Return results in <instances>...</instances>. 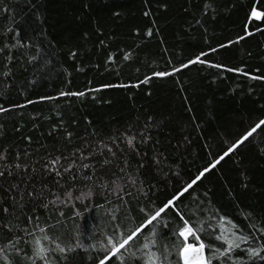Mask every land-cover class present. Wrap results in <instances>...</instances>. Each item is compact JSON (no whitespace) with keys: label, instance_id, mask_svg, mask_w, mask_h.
Returning <instances> with one entry per match:
<instances>
[{"label":"trees","instance_id":"obj_1","mask_svg":"<svg viewBox=\"0 0 264 264\" xmlns=\"http://www.w3.org/2000/svg\"><path fill=\"white\" fill-rule=\"evenodd\" d=\"M5 2L14 11L0 13V29L9 24L18 26L22 43L30 42L12 50L14 59L7 61L11 73L0 76V106L20 104L25 97L35 102L0 113V148L8 145L12 155L16 150L28 149L35 159L56 155L58 149L64 151L67 132L73 134V145H79L85 136L95 142L128 125L135 126L137 132L150 125L146 129L149 142L138 146L141 154L147 153L139 178L144 181V192L126 187L124 191H130L131 196L123 192L101 195L96 189L92 198L74 201V208L64 209L69 219L52 230L62 234L63 242L75 243L76 233L80 232L82 242L90 244L102 238L101 231L119 235L120 230L132 228L143 218L141 205L163 200L206 166L209 158L205 144L213 146L214 155L220 154L226 150V139L234 141L264 116V79L255 78L264 77V24H251L247 29L251 35H245L243 27L252 0H209L211 8L206 12L205 0H32L40 10L39 18L28 0ZM238 35L242 37L239 41ZM228 39L234 43L208 52V48H216ZM201 51L207 53L202 59L228 67L243 66L249 75L194 63L168 77L151 76L172 66L179 68ZM126 52L130 53L127 60ZM109 54L111 61L107 59ZM28 55L36 59L29 61ZM4 56H0V73L5 71ZM101 83L127 87L101 88L85 92L83 97L56 96L60 90L83 91ZM39 95L56 98L37 101ZM149 116L152 121H148ZM26 136L31 139L25 140ZM258 138L264 139V132L238 146L181 200L187 206L186 212L200 206L201 211L193 219H202L207 225L210 214L218 210L217 215L238 225L233 231L254 237L234 250V256L244 258L242 264H264V250L251 259L246 252L247 247L264 243V233L258 231L261 225L256 223H264V155L253 143ZM156 153L163 161L160 170L152 163ZM129 155L135 168L140 158L135 152ZM38 176L49 184L56 179L54 174L51 179L42 173ZM77 185L75 195L86 190V182L77 181ZM192 193L198 199L194 200ZM73 212L80 215L73 216ZM36 215L41 224L52 223L49 216L60 218L57 211L39 207ZM113 215L117 219L113 220ZM211 223L213 228L207 229L202 239L219 246L223 242L215 237L220 228L217 221ZM117 224L120 229L115 227ZM250 224H256V228H250ZM172 226L169 224L165 230L162 222V243ZM97 255L94 249H77L70 256V264H91L89 256ZM124 255L125 264H136L127 252ZM171 259H177L175 254Z\"/></svg>","mask_w":264,"mask_h":264},{"label":"snow or ice","instance_id":"obj_2","mask_svg":"<svg viewBox=\"0 0 264 264\" xmlns=\"http://www.w3.org/2000/svg\"><path fill=\"white\" fill-rule=\"evenodd\" d=\"M28 2L39 18L41 13L38 6L32 3V0H28ZM209 8H211V4L209 0H205L204 11H208ZM249 9V13L246 14L248 22L243 25L245 35L252 34L247 29L255 21L264 24V3L261 0H252ZM8 11L14 10L5 0H0V13ZM253 30L260 31L261 29L254 28ZM12 31L17 34L8 35ZM151 34L152 29H149L148 35ZM0 38L3 40V43H0V56H4V53L8 52V55L4 56L5 71L0 73V76L7 77L11 73V66L7 61L14 59L12 50L22 48L24 43L30 41L25 40L22 43L24 38L19 36L18 26L14 28L11 24L0 29ZM241 39V36H236L237 41ZM9 40L15 42L9 43ZM233 43V40L228 39L225 43H218L216 48H208V52L214 53L217 48L223 49ZM206 56L207 53L201 51L192 59H188L186 63H181L179 68L172 66L170 70L152 72L151 76L168 77L177 74L179 69L187 68L194 63L249 75L243 66L228 67L224 63L202 59ZM129 57L130 53L126 52L124 59L127 60ZM35 59L36 57L28 55L29 61ZM107 59L111 61L112 55L109 54ZM255 78L264 79V77ZM148 81L149 76L146 75L144 82ZM116 86L127 87V85L101 83L94 89L87 88L83 91L65 92L60 90L56 96L83 97L85 92ZM2 95L3 92H0V96ZM56 96L39 95L36 100H54ZM34 102V100L25 97L20 104L9 103L7 108L0 106V113H6L10 108H23L25 104L31 105ZM152 119L151 116L148 117V121H152ZM149 126L145 125V128L137 132L135 126L128 125L123 131L116 130L113 135L103 139L97 138L95 142L85 136L79 145H73L71 139L73 134L67 132V144L64 151L58 149L56 155L46 154L43 157L36 156L35 159H33V152L28 149L16 150L12 155L8 145L0 148V233H3L0 236V264H70L71 254L75 253L77 249L84 248L94 249L99 253L95 257L89 256L91 264H115L116 261L125 264V252L128 253V257L134 258L136 264H242L244 258L234 256V250L239 249L242 242L253 240L254 237L251 234H238L233 231L232 229L238 228V225L226 216L217 215L218 210H214L210 214L207 225L202 219H193L201 211L200 206L197 205L194 211L186 212L187 206L182 205L181 200L207 173L215 170L222 160L238 150V146L251 140L254 136L259 137V134L264 132V116L254 121L234 141L226 139L224 141L226 150L221 151L220 154L214 155L213 146L205 144L209 158L206 166H201L189 179L182 181L181 185L170 191L163 200L141 205L140 211L144 214L143 218L132 228L120 230L119 235L116 232L108 234L101 231L102 238L94 240L90 244L82 242V233L80 232L76 233L75 243H73L71 241L63 242L62 234L52 231L58 229L64 220L69 219L64 214L65 208H74L73 202L76 200L92 198L96 189L101 190V195L105 193L116 195L123 192L125 196H131L130 191H124L126 187L140 193L144 192V181L139 178L147 153L141 154L138 146H144L149 142L150 136L146 134V129ZM24 139L30 140L31 138L26 136ZM253 143L257 151L264 155V139L258 138ZM69 147H71V151H67ZM131 152H135L140 158V163L135 168L131 166L129 155ZM121 157H123L122 160ZM152 163L157 170H160L163 167L161 154H154ZM113 166L115 170H112ZM130 168L131 171H129ZM38 173H42L49 179L54 174L56 179L51 184L45 183L39 178ZM138 180L139 186H137ZM77 181L86 182V190L79 191V195H75V190H79ZM61 189L65 190L61 191ZM192 195L194 200L198 199L195 193ZM209 206H211L210 201ZM38 207L45 211L55 210L59 213L60 218L52 219L49 216L48 219L52 220V223L41 224V218L36 215ZM203 211L207 212L208 209L205 208ZM72 215L78 217L80 214L73 212ZM112 219L115 220L117 217L113 215ZM211 221H217L220 228V232L215 237L216 240L223 242L219 246L202 239V234L207 229L213 228ZM162 222L165 230L168 229L169 224L173 225L169 237L163 243L160 240L159 231ZM256 223L261 225L258 231L264 233V223L260 221ZM226 225H230L231 228ZM115 227L120 229L119 224ZM249 227L255 229L256 224H250ZM173 238H175L174 241ZM262 250H264V243L249 246L246 248L247 256L249 259L257 257ZM173 254L177 257L175 261L171 259Z\"/></svg>","mask_w":264,"mask_h":264}]
</instances>
